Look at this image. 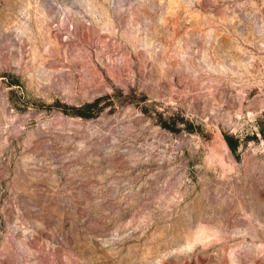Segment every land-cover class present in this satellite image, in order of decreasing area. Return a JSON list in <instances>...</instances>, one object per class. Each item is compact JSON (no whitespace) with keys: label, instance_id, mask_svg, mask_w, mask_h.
I'll list each match as a JSON object with an SVG mask.
<instances>
[{"label":"rangeland","instance_id":"1","mask_svg":"<svg viewBox=\"0 0 264 264\" xmlns=\"http://www.w3.org/2000/svg\"><path fill=\"white\" fill-rule=\"evenodd\" d=\"M0 264H264V0H0Z\"/></svg>","mask_w":264,"mask_h":264},{"label":"trees","instance_id":"2","mask_svg":"<svg viewBox=\"0 0 264 264\" xmlns=\"http://www.w3.org/2000/svg\"><path fill=\"white\" fill-rule=\"evenodd\" d=\"M78 111H81L80 109Z\"/></svg>","mask_w":264,"mask_h":264}]
</instances>
